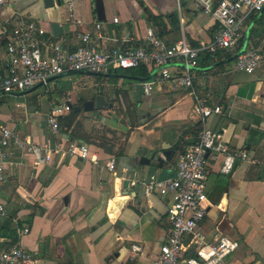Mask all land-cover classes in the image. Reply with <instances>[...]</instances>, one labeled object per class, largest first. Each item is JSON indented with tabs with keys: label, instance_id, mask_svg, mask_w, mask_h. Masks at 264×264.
Instances as JSON below:
<instances>
[{
	"label": "crops",
	"instance_id": "obj_1",
	"mask_svg": "<svg viewBox=\"0 0 264 264\" xmlns=\"http://www.w3.org/2000/svg\"><path fill=\"white\" fill-rule=\"evenodd\" d=\"M53 1L47 7L43 0H4L0 27L10 28L17 17L34 21L47 38L69 50L78 32L100 35L101 47L114 48L140 45L148 29L167 45L183 40L192 47L210 42L216 31L213 17L187 0H101V19L96 0ZM53 23L61 28L59 37ZM249 25L246 48L261 56L253 73L235 69L234 52H218L215 60L205 59L206 54L199 58L193 91L221 108L204 120L191 90L165 84L145 95L137 78L115 70L89 75L100 81V91L78 93L75 99L71 92L55 96L50 89L0 96V125L20 139L34 145L82 142L96 159L53 154L48 163L35 164L24 148L9 149L0 190L8 216L0 219V233L31 253L35 264H151L168 235L171 195L147 196L144 183L150 176L172 179L179 156L208 128L223 131L228 148L246 151L251 161L237 162L227 176L220 172L221 155L208 162L199 232L205 242L220 236L238 242L225 264H264V9ZM96 96L103 103L84 111L82 104ZM67 102L80 110H65ZM56 108L62 112L59 133L53 134L47 115ZM110 161L113 172L106 166ZM134 245L141 253L132 260ZM192 254L187 248L182 259Z\"/></svg>",
	"mask_w": 264,
	"mask_h": 264
},
{
	"label": "built area",
	"instance_id": "obj_2",
	"mask_svg": "<svg viewBox=\"0 0 264 264\" xmlns=\"http://www.w3.org/2000/svg\"><path fill=\"white\" fill-rule=\"evenodd\" d=\"M187 1L209 13L216 23L212 40L198 47H192L183 40L167 45L154 30L148 29L140 45L114 48L101 47L98 43L100 35L96 38L89 32H78L75 48L69 50L65 45L47 38L36 22L15 18L10 28L0 27V48H3L0 55L3 71V74L0 73V96L22 93L39 84L49 87L51 82L48 80L70 73L107 74L112 70L145 66L153 67L155 71L148 80L140 82L145 95L165 84L174 90L189 89L202 120L220 114V106L209 104L208 98L200 97L193 91L194 70L202 54L215 60L218 52H236L235 69L253 73L261 60L259 51L245 48L240 52L239 41L244 38L248 19L264 9V0ZM3 2L0 0V5ZM113 21L117 23V19ZM100 27L95 25L97 30ZM68 103L63 105L65 110L70 109ZM61 112L62 108H56L47 115L53 134L59 133L58 117ZM11 148H24L34 156L35 164L48 163L53 154L62 158L76 156L96 161L94 156L89 157L88 146L82 142H67L59 146L47 141L34 145L20 139L14 130L0 125V190ZM219 155L223 158L220 172L226 176L231 174L237 162L251 161L246 151L228 148L223 131L203 128L179 156L172 179L161 180L150 176L144 183V194L147 196L152 192L171 195V204L167 209L168 235L151 264H225L237 250L238 242L224 236L205 242L198 229V223L206 212L208 162ZM106 166L109 171L115 170L113 161ZM7 216V209L0 202V219ZM26 232V229L18 231L20 235ZM186 237L190 239L185 245ZM187 248H191L193 254L182 259ZM131 252L133 260L139 256L141 248L134 245ZM0 264H35V259L18 242L9 241L0 233Z\"/></svg>",
	"mask_w": 264,
	"mask_h": 264
},
{
	"label": "rangeland",
	"instance_id": "obj_3",
	"mask_svg": "<svg viewBox=\"0 0 264 264\" xmlns=\"http://www.w3.org/2000/svg\"><path fill=\"white\" fill-rule=\"evenodd\" d=\"M247 48H249V47H247ZM99 82L100 81L97 80L93 76L74 73V74H70V75H66V76L64 75L63 77H61L57 80L51 81L48 88L40 87L36 90L38 93L42 94V93H44L45 90L50 89L55 94V96H61L62 94L66 93V92H71L72 99H75L78 93L80 96V95H84V94L88 93L92 89L100 91V87L98 86ZM94 84H96L95 87H94ZM79 98H81V97H79ZM16 101L17 100H13L12 101L13 103H11L10 105H14V102H16ZM42 102L43 101H41V103Z\"/></svg>",
	"mask_w": 264,
	"mask_h": 264
},
{
	"label": "water",
	"instance_id": "obj_4",
	"mask_svg": "<svg viewBox=\"0 0 264 264\" xmlns=\"http://www.w3.org/2000/svg\"><path fill=\"white\" fill-rule=\"evenodd\" d=\"M43 1H44L45 5H46L47 7H51V6L54 5V1H53V0H43ZM95 8H96V12H97V14H98V18L101 19L102 16H103V12H102V2H101V0H96V1H95ZM100 17H101V18H100ZM251 25H252V24H251ZM251 25L248 26V28H247V30H246V32H245V35H244V38H243V43H242V47H241L240 52H243V51L245 50V48H246L247 39H248V34H249V31H250ZM51 28H52V31H53V33H54V35H55L56 37H59V36L61 35V28L58 26V24H55V23L51 24ZM234 58H235V56L233 57V59H234ZM79 73H80V74H84V75L86 74V75H95V76H102V75H103V74H92V73H88V72H79ZM154 73H155V71H153V72L150 74V76H149L148 78H145V79H136V80H138L139 82L146 81V80H148V79H149ZM59 77H60V76H59ZM59 77H56V78H59ZM56 78H52V79H50V80H48V81L51 82V81H53V80L56 79ZM134 80H135V79H134ZM40 87H42L41 84H39V85L35 86L34 88H32V89H30V90H28V91H25V92H32V91H34V90H36V89H38V88H40ZM25 92H22V93H25ZM102 103H103V99H102L100 96H97V97L95 98V101H91V100H90V101H86V102H84V103L82 104V109H83L84 111H91V110L93 109L94 105L98 108ZM68 106H69V108L72 107L70 103H68ZM72 109H73V111L77 112V111L80 110V107H79V106H73ZM163 155H164L165 157H169V156H170V154H168L167 152H165ZM153 157H154V156H153ZM144 161H145L146 164H148V162H149L148 160H146V159H144V158H141V159H140V163H141V164H143ZM157 161H158L159 163H161V160H160L159 158L157 159Z\"/></svg>",
	"mask_w": 264,
	"mask_h": 264
},
{
	"label": "trees",
	"instance_id": "obj_5",
	"mask_svg": "<svg viewBox=\"0 0 264 264\" xmlns=\"http://www.w3.org/2000/svg\"><path fill=\"white\" fill-rule=\"evenodd\" d=\"M219 1V0H217ZM256 16H253L251 18L248 19L247 21V25L254 20ZM253 33V31L251 32V34ZM242 43H243V38L239 41V48L240 49L242 47ZM237 49V50H238ZM236 53V52H235ZM235 53L232 55V56H235ZM209 55H207L205 57V59H208ZM226 57H230V55H226ZM210 58V57H209ZM199 63H200V60L198 61V67H199ZM197 67V68H198ZM196 68V70H197ZM154 70L153 67H145V66H139V67H136V68H131V69H126V70H115L114 72L115 73H123L125 75H128L130 77H133V78H137V79H145V78H148L151 74V72ZM70 74H73V73H70ZM58 125H59V129H60V124H59V120H58ZM11 232V231H10ZM12 233V232H11Z\"/></svg>",
	"mask_w": 264,
	"mask_h": 264
}]
</instances>
